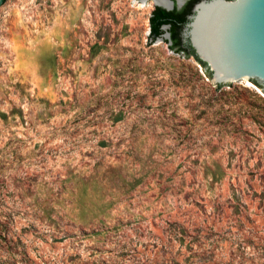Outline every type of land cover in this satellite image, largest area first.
I'll return each instance as SVG.
<instances>
[{
  "label": "rangeland",
  "instance_id": "374dc122",
  "mask_svg": "<svg viewBox=\"0 0 264 264\" xmlns=\"http://www.w3.org/2000/svg\"><path fill=\"white\" fill-rule=\"evenodd\" d=\"M154 7L0 5V264H264L262 87L220 91Z\"/></svg>",
  "mask_w": 264,
  "mask_h": 264
},
{
  "label": "water",
  "instance_id": "95a60500",
  "mask_svg": "<svg viewBox=\"0 0 264 264\" xmlns=\"http://www.w3.org/2000/svg\"><path fill=\"white\" fill-rule=\"evenodd\" d=\"M183 2L166 0L154 6L172 10ZM168 26L162 25L165 32L158 38L169 37ZM181 35L188 49L206 64L211 83L221 85L220 91L260 84L264 92V0L195 1Z\"/></svg>",
  "mask_w": 264,
  "mask_h": 264
},
{
  "label": "trees",
  "instance_id": "16d2710c",
  "mask_svg": "<svg viewBox=\"0 0 264 264\" xmlns=\"http://www.w3.org/2000/svg\"><path fill=\"white\" fill-rule=\"evenodd\" d=\"M194 2L195 1L193 0L187 1L182 6V8L180 9L173 8L172 10H166L160 6H155L151 11V15L149 16V28H150L149 33H150V38H155L157 36H160V34H162V29H161L162 25L168 24L169 25L168 28L170 32V41H171L169 43V46L178 52L183 51L187 55L193 56L198 63L206 67V64L200 61L194 55L192 50L181 47L179 45V40L177 37V31L180 29V27L185 21V14L189 12ZM205 73L207 74L208 77H210V73L208 72L206 68H205ZM220 86L221 85L219 84L216 87H220ZM259 86L262 87L260 84Z\"/></svg>",
  "mask_w": 264,
  "mask_h": 264
},
{
  "label": "flooded vegetation",
  "instance_id": "af4514ba",
  "mask_svg": "<svg viewBox=\"0 0 264 264\" xmlns=\"http://www.w3.org/2000/svg\"><path fill=\"white\" fill-rule=\"evenodd\" d=\"M187 1H192V0H184L183 5H184ZM193 1H198V0H193ZM183 5H182V6H183ZM175 8H176V7H175ZM180 8H182V7H179V8H177V9H180ZM188 13H190V10H189ZM188 13L185 14V20H186V16H187ZM150 15H151V14H150ZM184 22H185V21H184ZM168 27H169V26H168ZM161 29H162V27H161ZM166 31L169 33V37L167 38V40H168L169 43H170L171 41H170V32H169V28H167ZM164 32H165V31L162 29V33H164ZM160 35H161V34H160ZM157 37H159V36H157ZM177 37H178V40H179V45H180L181 47L188 48V44H187L186 42L183 41V38H182V35H181V27H180V29L177 31Z\"/></svg>",
  "mask_w": 264,
  "mask_h": 264
},
{
  "label": "bare ground",
  "instance_id": "6f19581e",
  "mask_svg": "<svg viewBox=\"0 0 264 264\" xmlns=\"http://www.w3.org/2000/svg\"><path fill=\"white\" fill-rule=\"evenodd\" d=\"M141 1V3H142V5L145 3V1H147V0H140ZM151 1H153V3L155 4V3H160V4H165L166 3V0H151Z\"/></svg>",
  "mask_w": 264,
  "mask_h": 264
}]
</instances>
